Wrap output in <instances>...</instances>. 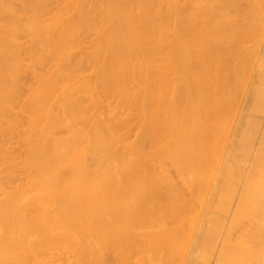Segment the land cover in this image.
I'll list each match as a JSON object with an SVG mask.
<instances>
[{
  "label": "bare ground",
  "instance_id": "obj_1",
  "mask_svg": "<svg viewBox=\"0 0 264 264\" xmlns=\"http://www.w3.org/2000/svg\"><path fill=\"white\" fill-rule=\"evenodd\" d=\"M183 1L187 2L188 0L187 1L183 0ZM191 1L192 2L194 1V3L198 2V1L195 2V0H191ZM242 1H243V3H245V6H246V5H249V3H250L249 1H251V0H242ZM242 1L239 0L240 4ZM254 1L255 0H252L250 5H252V3ZM58 2H59V0H0V18H2V20H3V18L4 19L11 18L13 20L12 23L9 22L10 26L8 27V30H6V32L3 31L4 29L0 27V134H2L3 133L2 131H4V129H3L4 127L2 124H5V123H3V122L5 121V119H7L6 122L8 120L10 121V119H8L7 117H9L10 115H12V113H14L13 109L15 108V104H17L16 99L18 97V94L21 92V90H19V87H20V89L22 88L21 87L22 85L20 86L21 83H19L22 81V80L19 81L22 78L20 76L21 75V73H20L21 69H19V68H20V65L23 64L22 62L24 61L23 59L22 60L20 59L21 58L20 56L22 54L20 52L22 45H20V47H19L18 44L15 43V42H17L16 40L20 36H22V33L19 34L20 30H22V29L24 30L23 36L25 35L24 38L27 37L26 38L27 40L37 41L38 46H40L39 49L44 51V53H46V56L49 57L52 61H54L57 64V66H58L57 67V69H58L57 73L58 74L55 75L54 72H53V74L55 76H58V77H55L56 79H54L53 81L56 82L57 79L61 80V81L62 80L69 81V79H70V81H71V80L76 79L78 74L80 73L78 71H75V70H77V68L75 69V66L77 64L76 60L72 59V56L70 57L68 52L70 51V53H71L72 48L75 49L77 47V45H79V42L81 40L80 36L83 39V36H82L83 33H87L89 30H91V27L94 24L95 25H99V24H96L98 21L97 22L95 21V18H94L95 16L93 17L92 15H90V14H93V12L90 14L88 13L89 10L86 7L89 8L90 5H88L89 2L87 0H74L73 6H75V14L73 13V15H72L73 17L70 16L71 18L68 17L69 19H66V20L63 19L65 21H63L62 23L58 22V20H59L58 19L57 21H55L56 22L55 23V30L56 31L54 30V27H52L53 31L52 30L49 31V29L51 27L47 26V27H50L49 29H47L44 26L45 23L47 22V20L49 19V18H45V15L43 16V13H45L46 11L43 12L42 15H40V16L44 17V19H47L46 22L44 21L43 18L39 17L38 15L42 9H44V8L46 9L47 5H50L53 3H58ZM178 2H180V1L179 0H104L103 3H105L104 4L105 6L102 9L103 12H101V14L102 13L103 14L101 16H102V19L105 21L104 23H106L108 21L109 27H108V30H105V31L103 30L104 32L102 33L101 37L98 35L97 36L95 35L96 37L94 36L95 38H98V39L100 37L101 40H100L99 44H97L96 48L94 47L95 49H94L93 53L90 54L89 58L86 57L89 59V61L87 59L86 60H87L88 64L92 62L93 64L91 63L92 64L91 66H93V67L96 66V69H99L100 74L98 75V72H97V75L101 76L100 77L101 80L97 76V80H100V82H101V83L98 82L99 86L102 85L103 88L104 87H106L105 89L108 88L107 90H110L109 92L112 93V91H111L112 88L118 89V88H121L123 86L126 77L130 76L131 79L133 78L134 80H137L135 82H136V84L139 85L138 79H141V80L144 79L145 80L147 78V74L149 76L148 78H150L151 72L156 71L157 67L155 68V70H153L154 68L153 69L150 68V69H152L150 74L144 73V75H143L142 64H139V66H138L136 63H134L135 62L134 60L141 59L140 58L141 56H142V58H143V56L145 58L147 55H150V56L146 57V59H148L150 57L148 59V61L146 59L145 60L141 59L142 60L141 62L138 60L140 63H144L143 62V60H144L145 63L147 64V66H149L150 65L149 63H151V62H149V60L151 61V59H152L151 56H155V54L157 53L156 52L157 49L156 50L155 49L154 50L147 49V48L143 49L140 46V44H142V40L145 39V37L147 38V36L149 37L152 35L155 37L156 40H158L157 42L160 43L159 40H161V39L164 42L163 38L165 36H167V34H165V33H168L169 35H171L172 33L174 34V38L172 37V35L170 36V37H172V39L169 41H171L172 43L169 45V47H167V49L165 48L166 47L165 45H164L165 47H162L161 44L163 42L160 45H158V43L156 41H154V39H151L150 41L148 40L146 46L148 48H155V46H157L158 47L157 51H159V49H161V48H165L166 50L165 49L164 50L162 49V50L168 52V53H166L167 57H168L169 53L171 54L170 56H172L173 58L170 57L169 59L172 58L171 60L174 61V64L176 63L175 64L176 69L173 68L174 69V71H173L172 67L171 68L169 67V69L167 68V71H169V73H172L175 75L178 72V74H177L178 77L177 76L174 77V78H176V80H174L172 78L174 80V81L173 80L172 81L173 82L176 81L175 84H177L179 81V83L183 86V87H180V85H179V87L177 86V88H176L178 91L180 89H182V90H180L181 92L179 93V95L182 96L185 93V92H183L185 89L188 91L189 95L186 98V105L185 104L181 105V103H180L181 100L178 101L179 99H177L178 93L176 92V90H175L176 93L174 91H172V93H171L167 89L170 87V85L167 83L169 81H166L167 76H166V79L163 78L164 81H162L163 79L161 81L159 80L160 83L162 82V84H163V85H160L158 94L160 93V91L162 92V90H163V97H164L163 102H165V106L163 108H166L164 111V114H166L165 115L166 117L164 118L165 119L164 120L162 117V116H164V114H162L163 112L162 113L160 112L162 114V116H161L158 108H156L159 105L158 99H160V98H158V97H160V96H158V94L157 95L155 94V96H154L155 98H154L153 95H151L150 92L148 93L146 90L145 91L147 93H144L142 91V92H140L141 94H139V92H138L139 96L145 94V96L147 95L146 99L149 96V98H151L152 101H155L154 103L152 102L153 105L155 103H157L156 105L153 106V108L155 107L154 109L149 107V110L146 109V108H148L146 106V104L144 105V107L147 111H150L152 109L150 112H155L154 114L150 113L149 116L154 117V116H152V114H153V115H156V121H157V119L159 120V117H161L164 121L163 122L161 120L163 124L160 122V126H158L159 121L156 122L152 118L154 120V122L157 123V124H152L153 125V128H152V125L149 124L148 122H151L153 120L152 119L149 120L150 119V117H149L148 122L145 125L148 126V129H149V126L151 125L150 128H152L154 130H155L156 126H158L159 132L164 131L162 133V135L165 133L163 136L168 135V139L166 138V140H164L165 137H163L161 135V133H160V136L158 135L159 136V138H158V136H156V134H158V133L153 135V132H155V131H153L152 129H149L150 131H148V129H147L148 132L146 131V134L149 133L147 137H150L152 135V136H155L159 139V141H157L158 145L155 142L156 145H154V147L155 148L157 146L160 147V148L159 147L156 148V150H155V148L152 146V148H154L153 149L154 152L157 150L158 151H157L156 155L154 152H149L150 153L149 155L151 156V154L154 153L151 157L153 158V156H155L153 159L154 160L156 159V162L161 161L160 165L162 162L165 163L166 161L174 162L178 167V170L176 169L177 174H179L180 176H186V177L190 178V184L195 186V191H197V192H202L203 186L200 183L203 180V177H202L203 174L202 173H204V170L206 169V172H207V170L209 169L208 173H209V171L212 172L213 169L216 170L215 179L213 178L215 185L212 187V189H209V196H210L209 197L210 198L209 204H210L211 210L213 211V212L212 211L211 212L214 213L213 214L214 216L211 217L212 216L211 212L208 210L210 212L209 215L211 217V220L210 219L209 220H210V222L211 221L212 222L210 224H206V225H210V227L205 229V227H204L205 225L202 223L203 219L202 218H201L202 220L200 219L201 214L199 213L200 215L199 214L196 215V218H197V216H200V217H198L199 219L197 218L198 222L195 221V222H197L196 223L197 225H195V227H194V223H193L192 224L193 227L191 226V229L189 228L190 231H186V235L183 232L182 236L177 240V242L173 243L174 241L173 242L171 241L172 240L171 239L172 238L171 232L163 230L164 225L162 224L161 221H159V219L161 218L159 215H161V214L157 213L158 210L154 211L153 209H151L150 211L148 210L149 213L148 212L142 213V210H141L142 205L136 204L140 201H141L140 204H142L144 202V205H145L144 207H145V210L147 211L148 208H146V206L149 207L148 204H151V202H153V201L157 203V200H153L154 198L153 197L150 198L148 194H147V196H145L144 192L146 191V188L148 186H151L152 184H156L158 182H159L158 185L165 184L166 186L163 185V186H165V188H167V185L169 186L170 184L172 186L173 182L171 183L172 179L170 178V175H168L167 178L163 179V177L158 173V171L156 169L153 170V168H152L149 170L150 167L148 166V163L147 164L144 163L145 166L143 167L141 165V162H144V161H143V159L140 158L142 161L140 160L141 162H138V163L142 167L137 166L138 164L136 165L135 163H133V165L134 164L136 165V166H132V169L134 168L133 169L134 171L132 169H131L132 170L131 171L129 169V167L127 166V169L124 168L125 170H124V172H122L120 174V176H119V174L117 176L116 175L112 176V172H113L112 170L115 168L116 164L111 165V163H110L109 166L111 167V169H112L111 170L107 166V164L109 163L110 160L109 161L107 160L108 163L105 161L106 157H108V159L110 158L108 155L110 152V146H109V143L106 142V140H108V138H109V137L106 138L107 135L109 134V132H107L108 134H106V132L103 131V129H104L103 127H102V129L99 128V125H102L104 123L103 121L105 119L103 118L102 124H99L100 121L98 122V124H95V125H98V128H96V126H95V128H94L95 131L92 132L91 138H90V134H89L90 139L88 138V136H86L87 137V139H86L83 136V134H81L82 132L78 133L80 131L78 130V132H77V129L75 128L76 125H75V127L74 126L72 127L71 126L72 123L70 124V121L75 122V119L77 120L78 117H80V116H81L79 118L80 121L82 119L84 120V122L86 120L88 121V118L91 119V115H88L91 113V111L87 112V115H85V112H82V115H81L82 109L80 110L79 103L81 102V104H82V100L79 99V95H77V99H79V100L69 98V95L71 94L70 96H72V93H73L72 91H74V93H76V91L81 90L84 87L83 91L86 89L85 91L88 92V94L90 93L93 96V95H95V93L93 94L91 92H93L94 90L87 88L86 87L87 83H85V82H84L85 85H84V83L81 84L82 80L80 82L81 85L79 84L80 86H78V84L76 83L75 86H78L77 90L75 89L76 90L75 91L74 88L71 89L70 91L72 93L69 91L70 94L67 95L68 97H65L67 99H65V101H62L63 103L61 105L63 108V115H60L61 117H59V115H57L58 117H54V114L51 113L52 111L51 112L49 111V109H48L49 107H45V106L47 104L46 102H49L52 99L51 98L49 100L50 95L47 92H49V90L51 89L50 90L51 92H49V93H51V96H53L55 93V91H54V93H52L53 87H55L54 86L55 82L51 81V82H53L52 83L53 87H51L52 86L51 83L49 84L50 81H44L43 83H39V84H42V85H40L41 89L38 90L39 92H35L34 95L31 94L33 97L30 96V98H32V99H30V98L28 99L26 97L29 100L28 106L30 105L29 103L31 100V105L28 109H30V108L32 110L35 109V111H34L35 114L33 112L34 118L30 122L29 126L28 127L26 126L27 127L25 130L26 133L24 134V136H26V137L24 138V136H23V139L25 140V142L28 146V149H29L28 150L29 152L27 155V160L25 162V165H27L29 167L28 170L31 174V175L28 174L29 175V179H28L29 184L27 187L25 186L22 191H20L22 189L21 188L17 192H16L17 189H15V193H12V192L9 193L7 190L8 193L4 192L3 193L4 195L0 194V195L4 196L0 200V264H29V263L30 264H44V263L55 264L56 263L55 259L52 260V258L57 257V255L54 256L56 251L58 252V248L56 246H58V247L64 246L67 249L69 246H70V248H72L71 246H73L74 243L77 246L79 245L78 247L84 246L83 250H81L82 249L81 248V249L77 250V252L74 254V257L76 258L75 264L76 263L79 264V262L81 264H102L103 259L109 255V253L107 255L105 252H103L106 250H110L109 252L113 253L111 255H114V256H112L115 259V260L113 259L114 262H116L117 264H127L129 262V259H130L129 256L130 255L127 256L126 252L128 254V251H131V252L133 251L132 249H136V251L138 250V248H136V244L139 245L141 243V242H138L140 237L145 236L143 234H140V232L142 231L143 228H147L144 226H149L152 228V230L158 229V231H154L151 233L149 232V234L145 236L146 238H142L143 243L145 242L144 243L145 248L147 249L146 254L142 253V258L144 260H141L140 263H143V264H147V263H150V264H264V236H263L264 231L263 232L259 231V229H255L254 228L255 226H254L253 227L254 229L251 228V230L253 229V231L249 230V231L245 232L244 234H242V239H240V241H234L235 238L233 235L234 229H235V227H236V225L240 219L248 218L252 222H255V221L258 222V220L260 221V218H262V217L264 218V178L262 179V177H261L262 174L260 175L261 168L257 169V167H258V166H256L257 162H255L257 155L263 154L262 157H264V148H261V149L258 148L257 150H255L256 149L255 148L256 147L255 146V140L257 137L256 133L258 131L259 132L261 131V130H259L260 129L259 126L257 127V125H259V123H260V120H258L259 121V123H258V121L255 119L256 116H258V115H256V113H255V118H253V119L257 121V124H256L254 122V120H250V119L248 120L246 118L247 117L246 115L244 116L242 113L239 112V110H236L237 107H240L237 105L238 103L236 104V99L238 98V95H240V93H243V96H241V97H243L244 100L246 99V103L251 106L250 109H248V113L250 112L252 115L253 111L259 112V113L262 111V108L264 107V75H263L264 71L262 72L263 74L261 73L260 83L258 84L257 87H255L253 89L252 87H249V85L244 86L243 85L244 81L241 82L240 79H243L244 76L247 74L246 72L249 70V64H248L249 61H247V60H249V58H251L250 56H252V54H250V53L252 52V50L250 53L247 51L248 54H250V55L246 54L245 57L243 55L238 57V58H236L235 56H231V57H233V60H234V58L237 59V60H235L236 63L238 62L236 64L238 67L236 66L237 68L235 69V71L233 70L235 72L234 77H236L237 80L239 79L238 82L240 81V83L237 84L238 86L237 85L232 86V87H230V89L228 88L229 90H227V88H224V90L226 89L225 90L226 92H222L223 89L218 87L221 91V93H220V91H219V94L217 93L219 98L215 97V96H217L216 95L217 91L215 92V89L214 90L212 89V87L215 86L214 83H213L214 85H212V87H211V84L208 85L210 88H208V86H206L205 88H207L208 90L205 91V88H203V85L197 84L195 81V80H199V78L196 77L197 76L196 71L197 70L200 71L201 68L199 69L196 65L194 66L195 63L193 61H192L193 65L191 64L192 62H189L190 64L188 63L187 55L181 51V47L183 44L179 40H176L178 35L183 34L185 32L186 27H187V25L185 26L183 24V21H181V19H179L177 17L178 19L175 20V17H173L174 15H178L179 12H181V11L178 12L179 7L177 8V4L181 3V2L180 3H178ZM184 2L181 3V6L182 5L184 6ZM192 2H189V4L190 3L194 4ZM210 2H212V0L211 1L210 0H201L199 2L200 4L199 3L196 4V5L199 4L201 6L200 9L203 8L201 10L205 11L204 12V13H206L204 15L205 17L203 16V13H202V16L205 19L208 18L206 20L207 21L206 25L208 26V28H206L204 26V28H205L204 29L202 22H201V28H203L205 30V32L201 29V30H198L200 32L199 33L196 28L194 29V25L190 23L191 19H189L190 21L187 23L190 24L191 26L193 25L192 26L193 28L187 27L188 28L186 30L187 34L184 33L183 35L186 34V36H189V34H190V36L187 38L194 37L193 39L196 40V41L194 40L196 43L199 41V43H198L199 45H204L203 43L205 41L203 42V40H205L207 37V36H205V34L206 35L209 33L214 34L212 36L210 34H209L210 36L208 35V38H210V37L213 38V36H214V38L212 39L213 41H210L208 39L209 41H207L205 43L208 47L207 51L214 54L215 57L212 58V56H210L209 53H208L209 55L206 54V56H209L211 58L210 62L212 59H214V61L212 60L211 63H213V62L219 63V61H221V58H222L221 55H223V58H224L223 62H225L224 56H226L225 55L226 52H228L231 48L230 45H227V43H228L227 41L230 39H227V41H226L227 43L225 44V43H222L223 41L221 42L222 38H220L218 41L217 37H215V36L224 37V36H227L231 33V36H233V38H231V39H234V36L238 33L237 38L240 39V36L242 34H244V32H246L245 35L248 34L246 37H248L250 35L248 37L249 39H251L253 37L252 39L256 40V38L259 37L260 34L257 35L256 33L254 34V32H256L257 28L260 29L261 26L264 27V23H263L264 21L259 20L262 17H263L262 19H264V0H260L258 2L255 1L256 5L254 7L246 6L248 9L246 8L245 11L249 10V8H251V9L246 12L247 15H246V18H244V19L248 20L250 23L245 25V22H243L244 24H242V22H241L240 23L241 25H240V27H238V29H236V26H238L236 24H238V22L235 24L233 23L235 18H236L235 22L239 18V17H236V14H238V13L234 14L235 17H233L234 18L233 21H230L229 19H231V17L229 18L230 15L228 16V13H230L231 11L227 13V16L229 18L228 19L224 16L226 14L223 15L222 8H221L223 5V7H225V9H223V10L224 11L226 10L225 12H227L228 9L233 10L234 9L233 6L235 3H237V0H224L223 4H220V5H218L217 2H215L217 4H215L213 2L216 5V7H213L212 6L213 4L211 3L212 4L211 5ZM12 3L20 4V6L22 7V11L25 14L29 15L27 21H26V19L24 20V21H26V23L22 26L23 28H21L20 24L15 22L17 20V19L15 20V16H14L15 12L12 10L13 8H9ZM91 4H93V3H91ZM84 5H86V6H84ZM13 6H14V4H13ZM95 6H96V4H95ZM186 6H188V4ZM217 6L218 7L220 6V7L217 8ZM226 6L232 7L233 9L227 8ZM6 7H8V9H5ZM84 7L86 8V10L83 9ZM90 7L93 8V5H91ZM196 7L199 8L198 6H196ZM238 7L240 9V5ZM238 7H236V5H235V8H238ZM195 8H194V10H195ZM241 8H242V5H241ZM94 9H95V7H94ZM134 9H136V11ZM200 9H196L197 11H194L195 16L191 17V18L194 19V18L198 17L197 14H199V13H196V12H198V10L201 11ZM180 10H182V7L180 8ZM183 10H186V9L183 8ZM95 11H96V9H95ZM151 11H155V12H151ZM203 11H201V12H203ZM245 11L243 13H245ZM187 12L188 13L190 12L189 9ZM192 12L193 11H191V14H192ZM47 13L50 14L49 12H47ZM232 13H233V11H232ZM239 15H240V12H239ZM181 16H182V14H181ZM202 16H201V18H202ZM46 17H47V14H46ZM183 17H187V16L183 15ZM171 18H173L175 20V21L173 20L174 22L171 21L172 24H175V25L172 29L170 28L171 29V31H170L169 30V23H170L169 19H171ZM96 19L100 21V19H98L97 17H96ZM217 19L218 20L220 19L221 21L219 20L220 22H216ZM49 20H51V18ZM103 20H101V21H103ZM238 20H240V19H238ZM202 21H203V23L206 22L205 20H202ZM260 21H262V23ZM100 23H103V22H100ZM96 28H97V26L95 27V29ZM87 29H88V31H86ZM192 29L195 31H193ZM262 29H264V28H262ZM168 30L170 31L171 34L169 33ZM206 30L207 31L209 30L208 33H206ZM59 31H60V33H59ZM98 31H99V29H98ZM190 31L193 32V35H191ZM51 32L54 34H56L55 32H58L56 34L57 37L54 36ZM91 32L93 33L94 31H91ZM202 32H203V34H202ZM234 32H235V34L233 35ZM261 32H262V30L260 31V33ZM95 33H96V31H95ZM98 33H101V31ZM239 33H240V35H239ZM249 33H252V35L254 34V36L257 35V37H254ZM200 34H202L201 37H199ZM169 35L167 37H169ZM161 36H162V38L159 39V37H161ZM195 36H196V38H195ZM261 36H262V34H261ZM175 37H176V39H175ZM180 37H182V40H183V36H180ZM244 37L245 36H243V37L241 36L242 40L241 39L240 40L242 42L240 40H239V42H237L238 40H237V38H235L234 41L237 40L235 43L236 44L240 43L241 46H243V43H245V42H243ZM91 38H92V36H91ZM147 39H150V37ZM224 39H226V38H224ZM249 39H247V40H249ZM166 40L167 39L165 38V42H166ZM244 40H246V39H244ZM231 41L232 40H230V42ZM234 41H232L231 43L229 42L228 44H235V43H233ZM200 42L202 44H200ZM256 42H258V41L256 40ZM96 43H98V42H95V44ZM247 44H248V42L246 43V45H244V47L247 46ZM237 45H239V44H237ZM249 45H250V43H249ZM252 45H254V44H252ZM259 45H260V42H259ZM258 46L257 45L255 46V47H257V49L253 47L255 52L258 50ZM202 47H204V46H202ZM80 48H82V47H80ZM239 48H240V46H239ZM242 48L243 47H241V50H243ZM88 50H91V49H88ZM150 50L152 52V55H151ZM202 50H203V48H202ZM248 50H250V49H248ZM153 51L155 52L154 54H153ZM194 51L195 50H193L192 52H194ZM200 51H201V49H200ZM254 51L252 53H254ZM87 52L90 53L91 51H87ZM87 52H85V56H86ZM202 52H204V50ZM159 53H161V51H159ZM194 53L196 55L197 52H194ZM231 54H233V53H231ZM39 55L34 56V54H32L31 56L29 55L27 58L28 59L31 58V60H33L34 63L36 62L35 64H38L41 62V60H40L41 57ZM91 55H92V57H91ZM197 55H199V53ZM230 55H228L229 58H230ZM76 56H77V54H76ZM196 56H194V57H196ZM228 56H226V57H228ZM255 57H253V58H255ZM73 58H75V57H73ZM83 58H85V57H83ZM196 58H201V56L196 57ZM156 59H153L154 61H152V62H155V64L157 61ZM226 61H228V60L226 59ZM54 62L52 63V65L54 64ZM45 64H46V62H45ZM155 64L153 66H155ZM80 65H81V63H80ZM53 66H55V65H53ZM150 66H152V63ZM192 66L196 67L195 68L196 70H194V67L192 68ZM214 67L216 68V65H214ZM50 68H53V67L50 66ZM55 68H56V66H55ZM203 69L200 71L201 74L203 76H206V75L209 76L208 73L210 71L207 69H204V70ZM222 70H224V69H222ZM222 70H220V72H219L220 75H221ZM194 71H195V73H194ZM157 72L159 73V71H157ZM162 72L164 73L165 71H162ZM200 72H198V74ZM202 72H207V73L205 75V73H202ZM216 72H218V71H216ZM85 73H86V71H85ZM44 74L45 73H43V75ZM53 74H50V75H53ZM154 74L155 73H153V76H154ZM212 74H213V72L210 73V76ZM248 74H249V72H248ZM156 75H158V74H156ZM109 76L110 77L113 76V77H111V79H109ZM168 76H169V74H168ZM212 76H213L212 81L213 80L215 81L214 78L217 79V77H215V76H218V75L213 74ZM72 77H75V78H72ZM130 77H128V78H130ZM194 77H196L197 79L196 78L194 79ZM87 78H88V76L86 77V79ZM208 78L211 79V77H208ZM220 78L221 77H218L219 80L222 79V78L221 79ZM66 79H68V80H66ZM151 79L153 80V77ZM141 80H139V82H141ZM152 80L149 79L150 83L147 80L146 81L148 83H146L145 81H144V83L148 84L147 86H149L150 84H152V82H151ZM94 81H95V79H94ZM39 82H41V81H39ZM76 82H77V79H76ZM90 82H91V80H90ZM144 83H143V85H144ZM205 83H207V81ZM221 83H222V80L219 84H221ZM94 84H95V82H94ZM146 84H145V86H146ZM167 84L169 85V87ZM43 85H44V87H43ZM166 85H167V88H166ZM75 86H73V87H75ZM164 86H165V88H164ZM239 86H241V87H239ZM42 87L44 88V90L42 89ZM45 87L48 88V90L45 89ZM56 88H55V90H56ZM65 88H66V86H65ZM92 88H93V86H92ZM109 88H111V89H109ZM161 88H162V90H160ZM214 88H216V87H214ZM87 89H90L91 92H89V90H87ZM149 89H150V87H149ZM209 89L212 90V92H210ZM41 90H43V91H41ZM45 90H46V92H45ZM83 91L81 93H83ZM95 91L97 92L96 89H95ZM124 92H123L124 96L122 94H120L121 97H119V95H117L118 96L117 98L119 99V98H122V96H123V99H124V97H126V95H127V97H126L127 100H131L133 97H134L133 100H135L136 98L140 99V98L136 97L135 95L132 97V93L130 94V97H131L130 98L129 95L127 93H124ZM133 92H134V90H133ZM207 92L209 93L210 96L208 95ZM99 93L100 92H98V94ZM156 93H157V90H156ZM173 93H175V95ZM200 93L202 94L201 95L202 98L201 97L197 98L198 100L200 98L201 99L199 101L197 100V102H196L195 98H196V96L198 97V95L200 96ZM212 93L214 95H212ZM76 94H80V93H76ZM76 94H74V95H76ZM88 94L86 93V96L82 94L83 96H85L84 98H86V101H88L90 98H92V96L91 97L89 96L90 98H88L87 97ZM101 94H103V93H101ZM107 94H108V92H107ZM107 94H106V96H107ZM138 94H137V96H138ZM168 94H169V96H172V94H173V96H176L177 98L174 97L173 99H171V97H170V98H168L171 100L170 101L167 99ZM165 95H166V100H168V101L165 100ZM203 95H205L204 96L205 98H203ZM106 96L104 98V96L102 95V97L105 100H106ZM145 96H141V97L144 99ZM214 97H215V99H213ZM241 97H240V99H242ZM61 98H63V97H61ZM110 98H112V97H110ZM123 99L122 100L119 99V100L123 101ZM153 99H156V100H153ZM212 99H213V101H212ZM91 100H93V99H90L89 101H91ZM140 100H138V101L140 102ZM244 100H242V101H244ZM86 101H84V102H86ZM131 101H128V102H131ZM156 101H158V102H156ZM172 101H174V103H172ZM175 101H177V102H175ZM216 101L217 102L220 101V103L219 102L217 103ZM221 101L224 103V105H222L223 103H221ZM242 101H240V103ZM215 102L217 104H219L220 106H218ZM237 102H239V101H237ZM92 103H94V104L92 105ZM225 103H227V104H225ZM137 104H138V102H137ZM208 104H209V106H208ZM25 105H26V103H25ZM83 105H85V104H83ZM97 105H99V104H97ZM97 105H96L95 101L93 100L92 102H89L88 106H85V108H87V107L93 108L94 106L98 107ZM111 105H113V107H114V104L111 103ZM140 105H142V102L140 103ZM140 105H139V107H138V105H136L135 107H138V110H139V108H141ZM163 105H164V103H163ZM212 105H215L216 109H217V107L218 108L220 107L221 110L218 109L219 111H217V112H216V110L214 111L215 108H213ZM221 105H222V107L226 106V105L227 106L225 107V109H222ZM181 106H183V107H181ZM185 106L187 109H185L184 114H183V110H184ZM110 107H112V106H110ZM180 107L183 109V110H181L182 111L181 117L179 114L180 113ZM211 107H212V109H210ZM241 107H242V104H241ZM241 107H240V109H241ZM103 108H102V110H103ZM121 108L123 109V105ZM59 109H61V107ZM129 109H130V107H129ZM156 109L158 112L156 111ZM209 109L211 110L210 112H209ZM141 110H143V109H141ZM141 110H140V112H141ZM207 110H208V112H207ZM251 110H252V112H251ZM147 111H146V113H147ZM83 113L85 116H83ZM143 113H145V112L143 111ZM91 114H94V113H91ZM220 114H223V115L225 114L226 115L225 119H227L226 117H228V119H230V120L227 119L223 123H221V121L219 120L218 122H220V123H218V122L215 123V121L213 120L214 117L216 116V119H217V118H219L218 116H222ZM95 115L97 116V114H95ZM112 115L113 114H111V116ZM82 116H83V118H82ZM87 116H89V117H87ZM13 117H14V114H13ZM85 117H87V119H85ZM122 117L125 118L126 116H122ZM211 117H213V118H211ZM251 117H253V116H251ZM258 117H260V115ZM23 118H21V119H23ZM93 119H95V122H96V118L94 117ZM200 119L202 121L201 122L202 126L201 125L197 126ZM211 119L213 120L214 123H212ZM222 119H224V117H222ZM77 121H79V120H77ZM114 121H113V123H114ZM119 121H121V120H119ZM196 121H197V123H196ZM89 122H91V121H89ZM63 123H64V125H63V127H61ZM68 123L70 124V128L68 127L69 126ZM92 123H94L93 120H92L91 124ZM193 123L195 125H193ZM262 124H263V122H262ZM22 125H23V123H22ZM260 125H261V123H260ZM263 125L261 126L262 128H263ZM13 126H14V124H13ZM92 126L94 127V124H92ZM120 127L122 128V126H120ZM141 127H142L141 129L143 131H145L144 127L143 126H141ZM257 128H259V129L257 130ZM83 129L84 128H82L81 130H83ZM86 129H87V127H86ZM97 129H99V130H97ZM108 129L106 128V131H110ZM143 131H141V132H143ZM65 132H66V135H65L66 138L60 139L62 134L64 135ZM120 132H123V131H120ZM262 132L264 133V130ZM4 133H5V131H4ZM60 133H62L61 136H60ZM123 133H125V132H123ZM263 133L261 134V136L263 135L262 138H261V136L259 138V140H260L259 144L261 146L264 145V134ZM56 134H58V135H56ZM118 134L122 135L121 133H117V137L118 136L120 137V135H118ZM225 134H226V136L229 135V137L230 136L234 137L235 135L238 134L239 138L237 139L236 144L240 148V151L241 150L249 151L252 148H254V150H255V151L253 150L254 152L252 151L253 152V155L251 154L252 158L250 157L251 161H250L249 169L243 168L244 165L242 166L243 173H241L242 169H240V168H239L240 170L236 169L240 166L239 164L241 163V161L239 162V160L236 159L235 155L236 154L239 155L240 151H237L239 153H235V155L233 154L234 152L232 151L233 153L229 152V153H227V156H224V155L218 156V149L220 151L222 148H220V146H213V144H215V140H213V139H215L217 137V138H219V140L216 143L221 142L223 140L221 135H225ZM31 135H35V136H32L35 138H32ZM58 136H60V137H58ZM152 136H151V138L154 139V137H152ZM169 136H170V138H169ZM151 138H150V140H152ZM161 138H163V139H161ZM14 139H15V137H14ZM23 139H22V141H23ZM120 139L122 140V138H120ZM220 139H221V141H220ZM228 139H230V138H228ZM19 140H21V138H19ZM155 140H157V139H155ZM211 140H213L214 142ZM152 141H150L149 143L154 144V141L153 142ZM121 142L119 141V143H121ZM144 142H147V141H144ZM110 144L113 145V143H110ZM142 144H145V143H142ZM223 144L221 143L220 145H223ZM229 144H230V142H229ZM120 145L121 144H119L118 146L121 148L122 145L121 146ZM210 146H212V147H210ZM119 147L117 149L118 154H119V151H118ZM142 147H145V146L142 145ZM115 148H117V146ZM134 149H136V147ZM120 150H122V149H120ZM133 150L130 151V153L134 152ZM139 150H141V149H139ZM143 150H144V148H143ZM144 152H145V154H147V156H149L147 150H144ZM144 152L143 153L138 152V153H141L138 155L143 156ZM249 153H251V151H249ZM2 154H3V152H2ZM97 154L103 155L102 157L99 156L101 159L97 160L99 158V157H96V156H98ZM133 154H135V152ZM138 155L135 154L134 156L137 158ZM119 156H124V152L122 155L119 154ZM150 156L148 157L149 159L151 158ZM90 157L93 159L97 158L96 160H94L97 163L96 166L98 167V169L99 168H101V170L103 169V171H100V169L99 170H97V169L93 170V168H89V166H87L86 162H87L88 158H89L88 160H91ZM135 157L133 158L134 160H135ZM19 158L21 159V157H19ZM152 158H151V160L153 161ZM120 159L124 160V158H121V157H120ZM131 159L129 158V161ZM228 160H229V162H228ZM94 161H93V163H94ZM18 163L19 162H17V164ZM112 164H113V162H112ZM168 164H169V162H168ZM169 165L166 164V166H169ZM262 165H263V163H262ZM139 167L141 168L140 170H138ZM172 167H173V165H172ZM105 168H107V169H105ZM142 168L144 169V171ZM164 169H166V168H164ZM210 169H212V170H210ZM244 169H245V172H244ZM151 170H153V171L156 170L157 173H155L153 175V173H152L153 171H151ZM257 170H259V172H260V173L258 172L259 175L257 174ZM137 171H138V173L143 171L140 173V175H142V173H143V175L148 176V174L146 173V172H148L149 174L152 173V176L151 175L148 177L146 176L147 178H150V180H147L146 177L142 178V179H144V180H142L141 178H139L140 176L138 177L136 175L138 178L135 179L136 176H133L134 177L133 178L132 173L136 172V174H138ZM5 173H7V171ZM208 173H207V175H208ZM15 175H17V174H15ZM209 175H212L214 177V172L212 174L210 173ZM129 176H131L132 179L135 180V181L133 180L134 181V183L132 182L133 184H130L132 186H129V188H128L132 192H130L126 186H125L126 188H124V187H121V184H119L120 183L119 181H121L122 179L124 181L129 180L130 179ZM164 177H166V176H164ZM209 177L211 178V176H209ZM209 177L208 178L206 177L207 180L209 179ZM177 178H179V177H177ZM125 179H127V180H125ZM145 179L148 181V183ZM162 179H163V181H162ZM24 180H25V178H24ZM159 180L161 181V183ZM139 181H142V183L145 182L147 185L148 184H150V185L147 186L144 183L142 184ZM130 182H131V179H130ZM137 182H139V183H137ZM13 184H15V183L13 182ZM128 185H129V183H128ZM206 185H207L206 187L209 188V185L207 183H206ZM4 186H6V185H4ZM122 186H124V185H122ZM21 187H23V185ZM161 187L162 186L160 185V189L162 190L163 187L162 188ZM206 187H204V191H205ZM148 188L150 189V187H148ZM148 188H147V190L149 191ZM167 189H164V190L170 192V190H167ZM127 190L130 192L129 194H131V193L133 194V195L131 194L133 196V197L131 196L133 199L135 197L134 202H133L135 204L134 206L126 205L125 202L127 200H123L124 199L123 196L127 193ZM184 190H185V188H184ZM204 191L202 193L205 194ZM142 193L144 194V196L146 198L143 196ZM159 193H160V191H159ZM159 193L157 192V194H156L158 199L163 200V198L169 197V198H171L170 200H173L172 199V196H173L172 192H170V194L172 193L171 194L172 196H168L169 194H166V193H165L166 196L163 193H161V194H159ZM198 194H200V193H198ZM135 195H139L141 197L140 198L141 200L139 199V196L137 197ZM147 197H149V198H147ZM147 199H149V200H147ZM135 200H136V202H135ZM142 200H144V201L142 202ZM119 201H122L123 205L121 204V202L119 203ZM160 201H158V202H160ZM181 201H182V199H181ZM174 203L176 205L175 201H174ZM197 204H198V202H197ZM26 206L32 208L31 210L29 209L31 211V213H30V211L28 212V210L25 208ZM53 207H56V208H53ZM144 207H143V210H144ZM24 208L26 209V211ZM50 208H51V211L49 210ZM154 208H156V207H154ZM192 208L194 209V207H192ZM198 208H200V206ZM186 210H188V209H186ZM33 211H34V213H32ZM189 211H193V210L190 209ZM27 212H28V215H26ZM152 213H154V214H152ZM201 213H202V210H201ZM107 214L111 215L113 220H112V222L109 220L110 222L108 221L109 222L108 224L103 225L105 223V222H103V221H105L104 216ZM204 214H203V216H204ZM169 215L171 217V213ZM209 215H206V217ZM167 216H164L165 220H164V218H162L161 220L166 221V219L168 218ZM183 216H184V213H183ZM156 217H158L159 219H157ZM206 217H204V220ZM170 220H171V218H170ZM180 220H182V219H180ZM209 220H207L206 222H208ZM257 222H255V223H257ZM169 224H170V222H169ZM217 224H218V226H217ZM219 224H220V226H219ZM257 224H254V225H257ZM100 225L104 226L103 229H100L101 228ZM189 225H191V224H188V226ZM258 225H260V224H258ZM183 228L185 230H187L186 226ZM174 236H176V235H174ZM177 238H178V236H177ZM185 243H187L185 246V249L187 246H189L188 247L189 250H187V251L185 250L186 252L184 251V254H182L179 252L178 248H179V246H181ZM55 247L57 248V250H55ZM73 248H75V247L73 246ZM140 248H139V250H140ZM76 249H78V248H76ZM76 249L74 250V252L76 251ZM67 250H69V248ZM53 251H55V253ZM69 252H71V251H69ZM135 252H132V254ZM139 254H141V253H139ZM149 254H151L153 256V259H152V256L151 257L149 256ZM105 255H107V256H105ZM135 255L137 256L136 259H138V256L141 257L140 255H137V254H135ZM47 257H49V258H47ZM74 257H73V259H74ZM142 258H140V259H142ZM41 259H43V260H41ZM105 259H107V258H105ZM42 261H44V262H42ZM57 261L59 262V260H57ZM61 264H63V263H61Z\"/></svg>",
  "mask_w": 264,
  "mask_h": 264
},
{
  "label": "rangeland",
  "instance_id": "obj_2",
  "mask_svg": "<svg viewBox=\"0 0 264 264\" xmlns=\"http://www.w3.org/2000/svg\"><path fill=\"white\" fill-rule=\"evenodd\" d=\"M88 2V5H93V8L92 7H90L89 6V8L88 7H86L88 10H89V14L90 13H92L93 12V14H90V15H92L94 18H95V21L97 22L96 24H99V25H93L92 27H91V30H89L88 31V29L86 30V31H88L87 33H83L82 34V36H83V39H82V37L80 36V42H79V45H77V47L74 49V48H72V51H71V53H70V51L68 52L69 53V55H70V57L72 56V59H74V60H76V63L79 65H77L76 64V66H75V69L77 68V70H75V71H78V72H80L79 74H78V76H77V82H76V79H74V80H71L70 81V79H69V81H65V80H56V82L55 81H53L54 79H56L55 77H58V76H55L56 74H58L57 73V64L54 62V61H52L49 57H47L46 56V53H44V51H42V50H40L39 48H40V46H38V43H37V41H30V40H27L26 38H24V36H23V33H24V30L22 29V30H20L18 33L19 34H21L22 33V36H20L16 41L17 42H15L16 44H18V46L20 47V45H22L21 46V60L23 59L24 61L22 62L23 64H21L20 65V68L19 69H21V71H20V73H21V79L19 80V81H21V82H19V83H21L20 84V86L22 87L21 89H20V87H19V90H21V92L18 94V97H17V104H15V108L13 109L14 111V113H12V115H10L9 117H7L8 119H10V121L8 122H6V120L7 119H5V121L3 122V123H5V124H2L3 125V129H4V131H5V133H4V131H2L3 133L2 134H0V194H3L4 192H6V193H10V192H12V193H15V189H17L16 190V192L18 191V190H20L21 188V190L20 191H22L23 190V188L26 186H28V179H29V175H31L30 174V172H29V170H28V166L27 165H25V162H26V160H27V155H28V146H27V144H26V142H25V140L23 139V136H24V134L26 133V128L29 126V124H30V122L32 121V119L34 118V115H33V112L35 111V109L34 110H32L31 108L30 109H28L29 107H30V105H31V100H30V105L28 106V99L30 98V96H32V95H34L35 94V92H39L38 90L39 89H41V86L40 85H42V84H39V83H43L44 81H50L49 82V84L51 83V87H53V82H55L54 84V86L55 87H53V92L52 93H54V91H55V93H54V95L53 96H51V93H49V92H51L50 90H49V92H47L49 95H50V98H49V100L51 99V101H49V102H46L47 104H46V106L45 107H49L48 109H49V111L52 113V114H54V117H58L57 115H59V117H61L60 115H63V108H62V101H65V99H67V98H65V97H68L67 95H69L70 93H69V91L71 90V89H73L74 88V90L76 89L77 90V88H78V86H80L82 83H87L86 84V87L87 88H90L91 90H94L93 92H91L90 91V89H87V90H89V92H91V93H95V95H91L90 93V95L88 94V92H86L85 90L83 91V88L81 89L82 91H83V93H81L82 91L81 90H78V91H76V93H80V94H76V93H74V91H70L71 93H72V96H70L69 95V98H72V99H75V100H82V104H81V102L79 103V105H80V110H81V115H82V112H85V115H87V112H89V111H91V113H94V114H88V115H91V119H89L88 118V121L86 120L85 122H84V120L82 119L81 121H80V117H78V119L77 120H79V121H77L76 119H75V122L73 121H70V124L72 123V127L74 126L75 127V125H76V129H77V132H78V130L80 131V132H78V133H81V134H83V136L87 139V137L86 136H88V138H89V134H90V138H91V134H92V132H94L95 130H94V128H95V126H96V128H98V125H95V124H98V122H99V124H102L103 122V124L102 125H99V128H101L102 129V127L104 128L103 129V131L104 132H106V134H108L107 132H109V134L107 135V137L106 138H108V140H106V142L107 143H109V146H110V152H109V159H108V157H106L105 158V161L108 163V161H109V163L107 164V166L111 169V167L109 166L110 165V163H111V165H114V164H116V166H115V168L112 170L113 172H112V176L114 175H118L119 174V176H120V174L122 173V172H124V170L125 169H127V166L129 167V169L131 170L132 169V166H136L137 164V166H140V167H144L145 166V164L144 163H148V166L150 167L149 168V170L150 169H152L153 168V170L154 169H156L157 171H158V173L163 177V179L164 178H167L168 177V175H170V178L172 179L171 180V183H172V186H171V184L168 186L167 185V188H165V184H160L162 187V190L160 189V185H158L159 184V182L158 183H156V184H152L151 186H148V185H150V184H146L145 182H143L145 185H147L148 187H150V189H149V191L147 190V188H146V191L144 192V194H145V196H147V194L149 195V197L150 198H154L153 200H157V203L156 202H151V204H148L149 205V207H147L146 206V208H148L147 209V211L145 210V205H144V200H142V204H140V202H138V203H136L137 205H142L143 207H144V210H143V207L141 206V210H142V213H146V212H148V210L150 211L151 209H153L154 211H156V210H158V214H161V215H159L161 218L159 219L158 217H156L157 219H159V221H161L162 222V224L164 225V227H163V230H166V231H170L171 232V236H172V242L173 243H175V242H177V240L182 236V234H183V232L185 233V235H186V231H190L189 230V228L191 229V226H192V224L194 223V227H195V225H197L196 223L198 222V217H200V219L202 220V223L205 225L204 227H205V229H207L208 227H210V225H206V224H210L211 222H210V220H211V217H213L214 215V213H212L213 211L211 210V207H210V204H209V201H210V196H209V189H212V187L215 185V182H214V180H213V178L215 179V176H216V170L215 169H213V171L211 172V171H209V173H208V170H207V172H206V169L204 170V173H202L203 174V180L201 181V185L203 186L202 187V192L204 191V187H206L207 185H206V183L209 185V188L208 187H206L205 188V194L204 193H202V192H197V191H195V186L194 185H192V184H190V178H188V177H186V176H180L179 174H177V170H178V167H177V165L174 163V162H171V161H166L165 163L164 162H162L161 163V165H160V162L159 161H157L156 162V159L154 160L153 158L155 157V156H153V158L151 157L154 153H155V155L157 154V151H153V149L155 148L154 147V145H158V142L157 141H159V136H160V133H161V135H162V133L164 132H159V129H158V126H160V122L162 123V121H163V119L166 117L165 115L166 114H164V111H165V109L166 108H163L164 106H165V102H163V90H162V88L160 89V90H162V92L160 91V93L158 94V92H159V87H160V85H163L162 84V82L160 83V81L163 79V78H165L166 79V76H167V80L166 81H169V82H167L169 85H170V87H169V85H168V87L169 88H167V85H166V88L172 93V91H174L175 92V90H176V92L178 93V95H179V93L181 92L180 90H182V89H180L179 91L176 89L177 88V86L179 87V85H180V87H183L180 83H179V81H178V83L177 84H175V82H173L174 80H176V78H174V77H176L177 76V74H178V72H177V74L175 75V74H172V73H169V71H167V68L169 69V67L171 68L172 67V70L174 71V69H176L175 68V64H174V61L173 60H171L173 57L172 56H170L171 54L169 53V55H168V57H167V55H166V53H168L167 51H163L165 48L167 49V47H169V45L172 43L171 41H169V40H171L172 39V37L174 38V34L172 33H170V31H171V29L174 27V25L175 24H172V22H174L176 19H181V21H183V24L186 26L187 25V27H191V28H193L192 26L194 25V29L196 28L197 29V31L198 30H203L204 32H205V28H204V26L206 27V28H208V26L206 25V23H207V19L208 18H204L205 16V14L206 13H204L205 11H203V10H201V9H203V8H201L200 9V1L199 0H195V2H197V3H199L198 5H196L197 3H194V1L192 2L191 0H186L187 2H184L183 0L181 1V0H179L181 3L182 2H184V6L182 5L181 6V3L180 2H178V3H180V4H177V8L179 7V10H178V12L179 11H181V12H179V14L178 15H174L173 17H175V20L173 19V18H171V19H169L170 20V23H169V33L172 35V37H170L171 35H169L168 33H165V34H167V36L169 35V37H167V36H163L164 38V42H163V40L161 41V40H159L160 41V43L159 42H157L158 40H156L155 39V37L154 36H149L150 37V39H147V38H149L148 36H147V38L145 37V39H143L142 40V44H140V46L144 49V48H147V49H152V50H158V47L157 46H155V48H148L146 45H147V42H148V40L150 41L151 39H154V41H156L157 43H158V45H160L162 42V47H165V48H161V49H159V51H161V53H159V51H157L156 50V54H155V56H151L152 57V59H151V61L149 60V62H151L152 63V66H150L151 65V63H149L148 65L150 66H147V64L145 63V59H146V57L147 56H150V55H147L145 58H144V56H143V58H142V56L140 57L141 59H144L143 60V62L144 63H140L142 60L141 59H136V60H134L135 62L134 63H136L138 66H139V64H142V69H143V75H144V73H149L150 74V72H151V70L153 69V70H155V68H156V71H154V72H151V77L150 78H148L149 76H148V74H147V78L144 80V79H138V83H139V85L138 84H136V82L135 81H137V80H134L133 78L131 79V77L130 76H128V77H130V78H128V77H126V79H125V82H124V84H123V86L121 87V88H115V89H111V88H109V89H111V91H112V93L111 92H109L110 90H107V89H105L106 87H104L103 88V86L102 85H100L99 86V84H98V82H100V77L101 76H98L99 74H100V72H99V69H96V66L95 67H93V66H91L92 64L91 63H89L88 64V62H87V60L89 61V56H90V54H92L93 53V51H94V49L96 48V46H97V44H99V42H100V40H101V35H102V33L105 31V30H108V27H109V24H108V21L106 22V23H104L105 21L102 19V14H101V12H103V8H104V4L105 3H103L104 2V0L102 1V0H87ZM211 1V0H210ZM242 1V0H241ZM252 1V0H251ZM251 1H247L248 3H249V5H246V6H250V7H254L255 5H256V3H255V1L256 2H258V1H260V0H255L253 3H252V5H250L251 4ZM93 3V4H91V3ZM189 2H192V3H194V4H189ZM215 2H217L218 3V5H220V4H223V2H224V0H212V2H210V4L213 6V7H216V5L215 4H217V3H214ZM239 2V0H237V3H235L234 4V6H233V8L232 7H227V8H232L233 10H231V9H228L227 10V12H225L223 9H225V7H223V5H222V13H223V15L224 14H226V15H224L226 18H228V16H229V18L231 17V19H229L230 21H233V17H235L234 16V14H236V13H238V14H236V17H239L238 19H240V20H238L237 19V21L235 22V19H234V24L235 23H237L238 22V24H236V25H238V26H236V29H238V27H240V23L242 22V24H244L243 22H245V25H247V24H249L250 22L248 21V20H246V19H244V18H246V12L247 11H249L251 8H249V10H247V11H245L246 10V6H245V3H243V1L241 2V4H240V2ZM246 2V1H245ZM73 3H74V0H59V2L58 3H53V4H50V5H47L46 6V9L44 8V9H42L40 12H39V17H41V18H43L44 19V17H42V16H40V15H42V13L43 12H45V13H43V16L45 15V18H51V20H47V19H44V21L46 22V20H47V22L45 23V27L47 28V29H49L50 27V29H49V31L50 30H52L53 31V29H52V27H54V30H55V21H57L58 19V22H60V23H62L63 21H65L66 19H69V18H71V17H73L72 15H73V13L75 14V6H73ZM103 3V4H102ZM244 5H243V4ZM13 4H14V6H13ZM95 4H96V6H95ZM188 4V6H186ZM235 5H236V7H238L239 5H240V9H239V7L238 8H235ZM241 5H242V8H241ZM84 6H86V5H84ZM190 6V7H189ZM194 6V7H193ZM196 6H198L199 8H197ZM94 7H95V9H96V11H95V9H94ZM182 7V10H180V8ZM189 7V8H188ZM196 7V8H195ZM220 7V6H219ZM218 6H217V8H219ZM9 8H13L12 10L15 12V22L16 23H18V24H20L21 25V28H23L22 26L26 23V21H27V19H28V17H29V15H27V14H25L23 11H22V7L20 6V4H16V3H12L11 5H10V7ZM50 8V9H49ZM86 8L84 7L83 9L84 10H86ZM183 8H185L186 10H183ZM194 8H195V10H194ZM5 9H8V7H6ZM188 9H189V13L187 12L188 11ZM193 9V10H192ZM196 9H200L201 11H203V12H201V11H199L198 10V12H196V13H199V14H197L198 15V17H196V18H191V17H194L195 15V12L194 11H197ZM237 9V10H236ZM248 9V8H247ZM49 10V11H48ZM87 10V11H88ZM99 10V11H98ZM135 11H136V9H134ZM156 11V10H155ZM155 11H151V12H155ZM191 11H193L192 12V14H191ZM231 11V12H230ZM232 11H233V13H232ZM236 11V12H235ZM242 11V12H241ZM245 11V13H243ZM47 12H49L50 14H48ZM95 12V13H94ZM201 12V13H200ZM225 12V13H224ZM228 12H230V13H228ZM239 12H240V15H239ZM202 13H203V16H202ZM227 13H228V16H227ZM46 14H47V17H46ZM181 14H182V16H181ZM208 14V13H207ZM49 15V16H48ZM183 15L184 16H187V17H183ZM192 15V16H191ZM202 16V18H201V16ZM238 15V16H237ZM71 16V17H70ZM200 16V17H199ZM208 16V15H207ZM210 16V15H209ZM244 16V17H243ZM57 17V18H56ZM69 17V18H68ZM96 17L98 18V19H100V21L99 20H97L96 19ZM178 17V18H177ZM40 18V19H41ZM242 18V19H241ZM263 18V17H262ZM262 18H260L259 20H263L264 21V19H262ZM1 20H0V27L1 28H3L4 30L3 31H5L6 32V30H8V27L10 26V24H9V22L10 23H12L13 22V20L11 19V18H9V19H4L3 18V20H2V18H0ZM20 19V20H19ZM26 19V21H24ZM62 19V20H61ZM63 19H65V20H63ZM189 19H191V24H193L192 26L190 25V24H188L187 22H189L190 20ZM227 19V20H228ZM12 20V21H11ZM23 20V21H22ZM101 20H103V21H101ZM174 20V21H173ZM198 20V21H197ZM202 20H205L204 22L205 23H203V21ZM220 20V19H219ZM218 19H217V21L216 22H220ZM244 20V21H243ZM246 20V21H245ZM42 21V20H41ZM172 21V22H171ZM100 22H103V23H100ZM201 22H202V25H203V28H201ZM247 22V23H246ZM261 23H262V21H260ZM53 23V24H52ZM176 23V22H175ZM264 23V22H263ZM196 24V25H195ZM59 25V24H58ZM251 25V24H250ZM262 25V24H261ZM47 26H50V27H47ZM57 26V25H56ZM97 26V28L95 29V27ZM186 27V29H185V32L184 33H186V30L188 29ZM57 28V27H56ZM171 28V29H170ZM262 28H264L263 26H261V28L260 29H256V32H254L253 30V32H254V34L256 33L257 35H259L260 34V36L259 37H257V35L256 36H254V34L252 35V33H249V34H251L252 36H254V37H257L256 38V40L258 41V42H256V40H254V39H252L251 37V39H249L248 37L250 36H248V37H246L247 35H245L246 34V32H244V34H242L241 36L243 37V36H245L244 38H243V42H245V43H243V46H241V44L240 43H237V44H239V45H237L235 42L237 41V42H239V40L241 39V36H240V39L239 38H237L238 36H237V34L234 36V39H231V38H233V36H231V33L229 34V35H227V36H224V37H219V36H215V37H217V40L219 41V39L220 38H222V40H221V42L222 43H229L230 42V40H232V41H234L235 40V38H237V40L236 41H234L233 43H235V44H228L227 43V45H230L231 46V48H230V50L228 51V52H226V56H228V55H230L231 53H233V54H231L230 55V58H229V56L228 57H226V56H224L225 57V62H223V55H221L222 56V58H221V61H219V63H216V62H213V63H211L212 62V60L214 61V59H212L211 60V62H210V57L209 56H206V54H210V56H212V58H214L215 57V55L214 54H212V53H210L209 51H207V49H208V47H207V45H206V43L205 42H207V41H213L212 39L214 38V36H213V38H208V35L210 34H205V36H207L206 37V39L205 40H203V44L204 45H199L198 43H199V41L196 43L195 41V39H193L194 37H190V38H187V37H189L190 36V34H189V36H186V34L185 35H183V34H180V35H178V37H177V39H176V37H175V39L176 40H179L182 44V47H181V51L183 52V53H185L186 55H187V61H188V63L189 62H194L195 64H194V66L196 65L199 69H200V71L204 68V69H207V70H209L210 72L208 73L209 74V76H207L206 75V73L208 72H202V73H205V75L207 76H203L202 74H201V72L199 71V70H197L198 72H200L199 74H198V72L196 71V73H197V76L196 77H198L199 78V80H195L196 81V83L197 84H202L203 85V88H205L206 86H208L209 84H211V87H212V85H214L215 84V86L214 87H216V88H214V87H212V89L214 90L215 89V92H216V95L217 96H215V97H218V94H219V91H220V89L219 88H222L223 90H222V92H226L225 90H224V88H227V90H229L230 89V87H232V86H236L238 83H240V81L242 82V81H244L243 82V85L244 86H248L249 85V87H252L253 89L255 88V87H257L258 86V84L260 83V76H261V73L264 71L263 69H264V29H262ZM93 29V30H92ZM98 29H99V31H98ZM104 30V31H103ZM193 30V29H192ZM191 30V31H192ZM262 30V32L260 33V31ZM56 31V30H55ZM91 31H94L93 33L91 32ZM95 31H96V33H95ZM101 31V33H98V32H100ZM190 31V32H191ZM193 31H195V30H193ZM209 31V30H208ZM208 31L206 30V33H208ZM238 31V30H237ZM236 31V32H237ZM85 32V31H84ZM90 32V33H89ZM188 32V31H187ZM199 32V31H198ZM239 32V31H238ZM250 32V31H249ZM52 33V32H51ZM56 34L58 33V32H55ZM59 33H60V31H59ZM95 33V34H94ZM200 33V32H199ZM54 36H56L57 37V35L56 34H54V33H52ZM92 34V35H91ZM202 34H203V32H202ZM202 34H200V36L199 37H201L202 36ZM235 34V32L233 33V35ZM261 34H262V36H261ZM85 35V36H84ZM88 35V36H87ZM98 35V36H100L99 37V39L98 38H95L96 36ZM191 35H193V32H191ZM211 36L212 35H214V34H210ZM209 35V36H210ZM239 35H240V33H239ZM91 36H92V38H91ZM95 36V37H94ZM180 36H183V40H182V37H180ZM204 36V35H203ZM94 37V38H93ZM152 37V38H151ZM180 37V38H179ZM160 38H162V36L161 37H159V39ZM165 38L167 39L166 40V42H165ZM169 38V39H168ZM195 38H196V36H195ZM224 38H226V39H224ZM259 38V39H258ZM95 39V40H94ZM209 39V40H208ZM225 41H224V40ZM227 39H230V40H228L227 41ZM244 39H246V40H244ZM247 39H249V40H247ZM174 40V39H173ZM190 40V41H189ZM195 40V41H194ZM215 40V39H214ZM242 40V39H241ZM240 40V41H241ZM251 40V41H250ZM24 41V42H23ZM188 43H187V42ZM194 41V42H193ZM227 41V42H226ZM231 41V42H232ZM21 42V43H20ZM85 42V43H84ZM95 42H98V43H96L95 44ZM144 42V43H143ZM230 42V43H231ZM242 42V41H241ZM248 42V44H247V46H245L244 47V45H246V43ZM259 42H260V45H259ZM81 43V44H80ZM89 43V44H88ZM156 43V44H157ZM249 43H250V45H249ZM258 43V44H257ZM93 44V45H92ZM101 44V43H100ZM200 44H202L201 42H200ZM252 44H254V45H252ZM91 45V46H90ZM165 45V46H164ZM192 47H190V46ZM249 45V46H248ZM258 46V52L256 51H254V49H253V47L254 48H256L257 49V47H255V46ZM79 46V47H78ZM202 46H204V47H202ZM239 46H240V48H239ZM252 46V47H251ZM80 47H82V48H80ZM84 47V48H83ZM95 47V48H94ZM203 48V50H204V52H202L203 50H202V48ZM241 47H243L242 49L243 50H241ZM251 47V48H250ZM91 49V50H88V49ZM79 49V50H78ZM87 49V50H86ZM163 49V50H162ZM165 49V50H166ZM200 49H201V51H200ZM248 49H250V50H248ZM193 50H195L194 52H197L196 53V55L199 53V55H195V53L194 52H192ZM239 50V51H238ZM251 50H252V52L254 51V53H252L251 52ZM78 51V52H77ZM87 51H91L90 53L89 52H87ZM149 51V50H148ZM163 51V52H162ZM200 51V52H199ZM250 53V54H252V56H250L251 58H249V60H247V61H249V70L246 72L247 74L244 76V78L243 79H240V81L238 82V80H237V78L236 77H234V71H235V69L238 67L236 64L238 63H236V61L235 60H237V59H235L234 58V60H233V57H231V56H235L236 58H238V57H240V56H244L245 57V55L246 54H248V52ZM77 52V53H76ZM85 52H87L86 53V56H85ZM150 52H151V50H150ZM165 52V53H164ZM37 53V54H36ZM77 54V56H76V54ZM155 52L153 51V54H154ZM204 55H203V54ZM257 53V54H256ZM32 54H34V56L35 55H39L41 58H40V60H41V62L40 63H38V64H35L34 63V61L33 60H31V58H27L29 55L31 56ZM75 54V55H74ZM160 54V55H159ZM194 54V55H193ZM208 54V55H209ZM237 54V55H236ZM250 54H248V55H250ZM255 54V55H254ZM27 55V56H26ZM151 55H152V52H151ZM254 55V56H253ZM80 56V57H79ZM82 56V57H81ZM194 56H196V57H200L201 56V58H196V57H194ZM256 56V57H255ZM38 57V56H37ZM73 57H75V58H73ZM83 57H85V58H83ZM86 57H88V58H86ZM91 57H92V55H91ZM90 57V58H91ZM155 57V58H154ZM170 57H172L171 59H169ZM253 57H255V58H253ZM260 57V58H259ZM49 58V59H48ZM150 58V57H149ZM148 58V59H149ZM157 58V59H156ZM168 58V59H167ZM209 58V59H208ZM87 59V60H86ZM148 59H146L147 61H148ZM153 59H156L155 61H156V64H155V62H152V61H154ZM226 59L228 60V61H226ZM83 60V61H82ZM165 60V61H164ZM27 61V62H26ZM78 61V62H77ZM146 61V62H147ZM231 61V62H230ZM45 62H46V64H45ZM54 62V64L53 65H55L56 66V68H55V66H53L52 65V63ZM193 62L191 63L192 65H193ZM255 62V63H254ZM80 63H81V65H80ZM167 63V64H166ZM206 63V64H205ZM27 64V65H26ZM155 64V66H153ZM190 64V63H189ZM24 65V66H23ZM135 65V64H134ZM164 65V66H163ZM214 65H216V68L214 67ZM27 66V67H26ZM50 66H52L53 68H50ZM160 66V67H159ZM194 66H192V68L194 67ZM225 68H224V67ZM237 66V67H236ZM84 67V68H83ZM92 67V68H91ZM137 67V66H136ZM162 67V68H161ZM98 68V67H97ZM150 68H152V69H150ZM159 68V69H158ZM174 68V69H173ZM196 67H194V70H196L195 69ZM253 68V69H252ZM34 69V70H33ZM50 69V70H49ZM79 69V70H78ZM82 69V70H81ZM141 69V70H142ZM162 69V70H161ZM166 69V70H165ZM203 69V70H204ZM219 69V70H218ZM222 69H224V70H222ZM232 69V70H231ZM47 70V71H46ZM86 71V73H85V71ZM88 70V71H87ZM96 70V71H95ZM171 70V71H172ZM220 70H222L221 71V75H220ZM234 70V71H233ZM92 73H91V72ZM157 71H159V73L157 72ZM162 71H165L164 73L162 72ZM216 71H218V72H216ZM53 72H54V74H53ZM97 72H98V75H97ZM176 72V71H175ZM211 72H213V74H215V75H218V76H215V77H217V79L216 78H214L215 79V81L213 80L212 81V79H213V74L210 76V73ZM248 72H249V74H248ZM19 73V74H20ZM26 73V74H25ZM43 73H45L44 75H43ZM153 73H155L154 74V76H153ZM166 73V74H165ZM174 73V72H173ZM194 73H195V71H194ZM217 73V74H216ZM50 74H53V75H50ZM76 74V75H77ZM156 74H158V75H156ZM164 76H163V75ZM168 74H169V76H168ZM172 74V75H171ZM263 74V73H262ZM49 75V76H48ZM146 75V74H145ZM264 75V74H263ZM88 76V78L86 79V77ZM97 76L99 77V79L100 80H97ZM114 76V75H113ZM113 76H111V77H113ZM159 76V77H158ZM171 76V77H170ZM249 76V77H248ZM38 77V78H37ZM111 77L109 76V79H111ZM145 77V76H144ZM153 77V80L151 79ZM178 77V76H177ZM196 77H194V79L196 78ZM208 77H211V79L210 78H208ZM218 77H221L220 79L222 80V83L221 84H219L220 82H221V80H219L218 79ZM37 78V79H36ZM43 78V79H42ZM72 78H75V77H72ZM95 79V81H94V79ZM174 80H173V79ZM236 78V79H235ZM130 79V80H129ZM149 79L150 80H152L151 82H152V84H150L149 86H147L148 84H146V83H148L147 81H149ZM197 79V78H196ZM66 80H68V79H66ZM81 80H82V82H81ZM90 80H91V82H90ZM139 80H141V82H139ZM147 80V81H146ZM160 80V81H159ZM173 80V81H172ZM206 82L207 81V83H205L204 81ZM39 81H41V82H39ZM51 81H53V82H51ZM144 81L146 82V83H144ZM162 81H164V79L162 80ZM219 83H218V82ZM74 82V83H73ZM80 82H81V84H80ZM94 82H95V84L97 85H95L94 84ZM155 84H154V83ZM61 83V84H60ZM63 83V84H62ZM72 83V84H71ZM76 83L78 84V86H75L76 85ZM85 83H84V85H85ZM101 83V82H100ZM143 83H144V85H143ZM149 83H150V81H149ZM160 83V84H159ZM214 83V84H213ZM65 84V85H64ZM80 84V85H79ZM94 84V85H93ZM142 84V85H141ZM145 84H146V86H145ZM166 84V83H165ZM225 84V85H224ZM46 85V84H45ZM90 87H89V86ZM159 85V86H158ZM240 85V84H239ZM40 88H39V87ZM50 86V85H49ZM65 86H66V88H65ZM73 86H75V87H73ZM92 86H93V88H92ZM97 88H96V87ZM224 86V87H223ZM238 86V85H237ZM37 87V88H36ZM43 87H44V85H43ZM42 87V89L44 90V88ZM58 89H57V88ZM149 87H150V89H149ZM199 87V86H198ZM219 87V88H218ZM239 87H241V86H239ZM27 88V89H26ZM55 88H56V90H55ZM124 88V89H123ZM127 88V89H126ZM164 88H165V86H164ZM163 88V89H164ZM208 88H210L209 86H208ZM229 88V89H228ZM45 89H47L48 90V88H46L45 87ZM95 89L97 90V92L95 91ZM185 89V88H184ZM200 89V88H199ZM32 90V91H31ZM37 90V91H36ZM43 90H41V91H43ZM121 90V91H120ZM133 90H134V92H133ZM137 92H136V91ZM149 93H151V95H153V97L155 96V94L157 95L158 94V96H160V97H158V98H160V99H158L159 100V102L158 101H156V102H158V106L156 107V108H158V110H159V113L161 112H163L162 114H164V116H162V114H161V116L163 117V119L161 118V117H159V120L157 119V121H159V124H158V126H156V128H155V130L154 129H152L153 128V125L152 124H157V123H155L154 122V120L156 121V115H153L155 112H150L152 109H154L153 108V106L154 105H156L157 103H155L154 105H153V103L155 102V101H152L151 100V98H149V96H148V98L146 99V97H147V95L145 96V94H143V95H141V96H145V98L143 99L141 96H139V94H141L140 92H144V93H147L146 91ZM150 90V91H149ZM156 90H157V93H156ZM202 90V89H201ZM206 90H208L207 88H205V91ZM40 91V92H41ZM63 91V92H62ZM125 91V92H124ZM129 91V92H128ZM168 91V92H169ZM209 91L210 92H212V90H210L209 89ZM25 92V93H24ZM45 92H46V90H45ZM88 94L87 95V97L88 98H90L91 96H92V98H90V99H93L94 101H95V103H96V105L97 104H99V105H97L98 107H96V106H94L93 108H89V107H87V108H85V106H88V104H89V102H92L93 100H91V101H86V98H84L85 96H86V93ZM98 92H100L99 94H98ZM107 92H108V94H107ZM123 92L124 93H127L128 95H129V97H130V94L132 93V97L135 95L136 97H138V98H140V99H135V100H133L134 99V97L131 99V100H127L126 99V97H127V95H126V97H124V99H123V96H124V94H123ZM138 94V92H139V94H138V96H137V94ZM167 92V93H168ZM175 92V93H176ZM183 92H185L182 96L181 95H177V97L176 96H173V94L175 95V93H173L172 94V96H169V94L167 95V99L168 98H170L171 97V99H173L174 97L175 98H177V99H179L178 101H180V103H181V105L183 104H185L186 105V98L188 97V95H189V93H188V91L185 89ZM214 92V93H215ZM228 92V91H227ZM28 93V94H27ZM101 93H103V94H101ZM112 95H111V94ZM117 93V94H116ZM166 93V92H165ZM208 93V92H207ZM206 93V94H207ZM218 93V94H217ZM220 93H221V91H220ZM32 94V95H31ZM74 94H76V95H74ZM85 95V96H83V95ZM105 94V95H104ZM106 94H107V96H106ZM116 94V95H115ZM120 94H122L123 96H122V98H119V99H123V101H121V100H119L117 97V95H119V97H121V95ZM182 94V93H181ZM205 94V93H204ZM211 94V93H210ZM77 95H79V99H77ZM81 95V96H80ZM98 95V96H97ZM102 95L104 96V98H105V96H106V100L102 97ZM111 95V96H110ZM115 95V96H114ZM150 95V96H151ZM171 95V94H170ZM201 93H200V96L198 95V97L196 96V98H195V101L197 102V98H199V97H201ZM208 95H209V93H208ZM212 95H214L213 93H212ZM90 96V97H89ZM205 95H203V98H205L204 97ZM207 96V95H206ZM210 96V95H209ZM241 96H243V93H240V95H238V98L236 99V104L238 105V106H240L241 107V104H242V107H241V109H240V107H237V109L236 110H239V112L240 113H242L244 116L246 115L247 117V119L249 120H254L253 118H255V113H256V115H260V117H258V116H256V120L258 121V120H260V123H261V125H260V123H259V121H258V123H259V125H257V127L259 126V128H257V130L259 129V130H261L259 133L257 132L256 133V140H255V150H257L258 148H264V145H260L259 143V138H260V136H261V134L263 133L262 131L264 130V107L262 108V111L259 113V112H255V111H253V113H252V115H251V113L249 112L248 113V109H250V105L249 104H247L246 103V99L244 100L243 99V97H241ZM28 99H27V98ZM33 97V96H32ZM61 97H63V98H61ZM81 97V98H80ZM85 99H83V98ZM110 97H112V98H110ZM185 97V98H184ZM208 97V96H207ZM215 97L213 98V99H215ZM240 97L242 98V99H240ZM100 98V99H99ZM131 98V97H130ZM155 98V97H154ZM202 98V97H201ZM200 98V99H201ZM219 98V97H218ZM27 99V100H26ZM30 99H32V98H30ZM96 99V100H95ZM111 99V100H110ZM147 101H146V100ZM199 99V100H200ZM213 99H212V101H213ZM53 100V101H52ZM138 100H140V102L138 101ZM153 100H156V99H153ZM165 100H166V95H165ZM168 100H170V99H168ZM168 100H166V101H168ZM176 100V99H175ZM198 100V101H199ZM242 100H244V101H242ZM57 101V102H56ZM84 101H86V102H84ZM128 101H131V102H128ZM171 101V100H170ZM237 101H239V102H237ZM240 101H242L241 103H240ZM21 102V103H20ZM84 102V103H83ZM137 102H138V104H137ZM142 102V105H140V103ZM153 102V103H152ZM175 102H177V101H175ZM217 102V101H216ZM215 102V103H216ZM219 103H220V101H218ZM217 102V103H218ZM25 103H26V105H25ZM49 103V104H48ZM111 103L112 104H114V107H113V105H111ZM144 103V104H143ZM163 103H164V105H163ZM172 103H174V101H172ZM212 103V102H211ZM216 103V104H217ZM221 103H223L222 101H221ZM24 104V105H23ZM83 104H85V105H83ZM87 104V105H86ZM91 104V103H90ZM94 103H92V105H93ZM138 105V107H139V105L141 106V108H139V110H138V107H135L136 105ZM146 104V106L148 107V108H146L147 110H149V107L150 108H152L150 111H147L146 109H145V107H144V105ZM167 104V103H166ZM169 104V103H168ZM179 104V103H178ZM214 104V103H213ZM215 104V105H216ZM225 104H227V103H225ZM122 105H123V109L121 108L122 107ZM211 105V104H210ZM215 105H212L213 106V108H215ZM218 106H220L219 104H217ZM222 105H224V103L222 104ZM222 105H221V107H222ZM23 106V107H22ZM26 106V107H25ZM61 107V109H59L60 107ZM84 106V107H83ZM90 106V105H89ZM110 106H112V107H110ZM121 106V107H120ZM208 106H209V104H208ZM227 106V105H226ZM226 106H223L222 107V109H225V107ZM52 107V108H51ZM104 107V108H103ZM109 107V108H108ZM129 107H130V109H129ZM143 107V108H142ZM181 107H183V106H181ZM180 107V117H181V110H183L182 108ZM17 108V109H16ZM26 108V109H25ZM102 108H103V110H102ZM112 111H111V110ZM125 109V110H124ZM141 109H143V110H141ZM185 109H187L186 108V106L184 107V110H183V114H184V111H185ZM205 109V108H204ZM210 109H212V107L210 108ZM209 109V112L211 111ZM221 110V108L219 107H217V109L215 108L214 109V111L216 110V112L217 111H219V110ZM28 110V111H27ZM106 110V111H105ZM134 110V111H133ZM140 110H141V112H140ZM16 111V112H15ZM18 111V112H17ZM105 111V112H104ZM143 111L145 112V113H143ZM146 111H147V113H146ZM156 111H157V109H156ZM206 111V110H205ZM213 111V110H212ZM54 112V113H53ZM96 112V113H95ZM99 112V113H98ZM118 112V113H117ZM149 112V113H148ZM158 112V111H157ZM207 112H208V110H207ZM251 112H252V110H251ZM60 113V114H59ZM150 113H153L152 114V116H154V117H151V116H149L150 115ZM13 114H14V117H13ZM34 114H35V112H34ZM95 114H97V116L95 115ZM111 114H113L112 116H111ZM121 114V115H120ZM250 114V115H249ZM254 114V115H253ZM20 115V116H19ZM84 115V113H83V116H85ZM99 115V116H98ZM129 115V116H128ZM220 115H222V116H218L219 118H217L216 119V116L214 117V121H215V123H217L219 120L221 121V123H223V122H225L227 119H228V117H226L227 119H225V114L223 115V114H220ZM83 116H82V118H83ZM96 118V122H95V119H93L94 117ZM105 116V117H104ZM122 116H126L125 118H123ZM183 116V115H182ZM228 116V115H227ZM251 116H253V117H251ZM13 117V118H12ZM24 117V118H23ZM87 117H89V116H87ZM87 117H85V119H87ZM93 117V118H92ZM149 117H150V119H149ZM179 117V116H178ZM222 117H224V119H222ZM250 117V118H249ZM262 117V118H261ZM12 118V119H11ZM21 118H23V119H21ZM103 118L105 119L104 121H103ZM154 120H153V119ZM211 118H213V117H211ZM245 118V117H244ZM245 118V119H246ZM258 118V119H257ZM148 119L149 120H153V121H151V122H148ZM217 121H216V120ZM223 121H222V120ZM262 119V120H261ZM20 120V121H19ZM92 120L94 121V123H92V124H94V127L92 126V124H91V122H92ZM98 120V121H97ZM112 120V121H111ZM115 120V121H114ZM119 120H121V121H119ZM162 120V121H161ZM165 120V119H164ZM212 120V119H211ZM213 120H212V123H214L213 122ZM228 120H230V119H228ZM256 120H254V122L257 124V121ZM18 121V122H17ZM89 121H91V122H89ZM103 121V122H102ZM113 121H114V123H113ZM156 121V122H157ZM28 122V123H27ZM81 122V123H80ZM147 122L149 123V124H151L152 125V128H150L151 127V125L149 126V129H152L153 131H155V132H153V135L154 134H156V133H158V134H156V136H158V138L157 137H155V136H152V137H154V139L153 138H151V136L150 137H147L148 136V134L149 133H147L146 134V131H147V129H148V126H146L145 124H147ZM164 122V121H163ZM202 121H201V119L199 120V123H198V125L197 126H199V125H201L202 126V123H201ZM262 122H263V124H262ZM17 123V124H16ZM22 123H23V125H22ZM66 123V122H65ZM74 123V124H73ZM107 123V124H106ZM139 123V124H138ZM196 123H197V121H196ZM218 123H220V122H218ZM8 124V125H7ZM13 124H14V126H13ZM67 124V123H66ZM69 124V123H68ZM70 124H69V128H70ZM146 126H144V125ZM163 124V123H162ZM25 125V126H24ZM63 125H64V123L62 124V126L61 127H63ZM125 125V126H124ZM193 125H195L194 123H193ZM263 125V128L261 127ZM24 126V127H23ZM27 126V127H26ZM78 126V127H77ZM113 126V127H112ZM115 126V127H114ZM120 126H122V128L120 127ZM141 126H143L144 127V129H145V131H143L141 128ZM154 126V127H155ZM200 126V127H201ZM65 127V126H64ZM86 127H87V129H86ZM90 127V128H89ZM138 127V128H137ZM16 128V129H15ZM82 128H84L83 130H81ZM106 128L108 129V130H110V131H106ZM113 128V129H112ZM118 128V129H117ZM7 129V130H6ZM74 129V128H73ZM75 129V130H76ZM100 129V130H101ZM112 129V130H111ZM115 129V130H114ZM120 129V130H119ZM134 129V130H133ZM148 129V131H150ZM28 130V129H27ZM97 130H99V129H97ZM114 130V131H113ZM117 130V131H116ZM125 130V131H124ZM130 130V131H129ZM16 131V132H15ZM102 131V130H101ZM120 131H123V132H125V133H123V132H120ZM141 131H143V132H141ZM147 131V132H148ZM166 132V131H165ZM262 132V133H261ZM17 133V134H16ZM117 133H121L122 135H120V134H118V135H120V137L118 136L117 137ZM61 134L62 133H60V136H61ZM68 134V133H67ZM111 134V135H110ZM165 134V133H164ZM163 134V135H164ZM170 134V133H169ZM264 134V133H263ZM56 135H58V134H56ZM65 135H66V132L64 133V135L62 134V136L60 137V136H58V137H60V139H64V138H66L65 137ZM162 135V136H163ZM167 135V134H166ZM22 136V137H21ZM32 136H35V135H31V137ZM222 136V141H221V139H220V141L221 142H218V143H216L218 140H219V138H215V139H213V140H215V144H213V146H220V148H222L220 151H219V149H218V156H220V155H224V156H227V153H229V152H232L234 155H235V153H239V152H237V151H240V148L237 146V139L239 138V136H238V134L237 135H235L234 137H229V135H227L226 136V134L225 135H221ZM226 136V137H225ZM259 136V137H258ZM263 136V135H262ZM262 136H261V138H262ZM14 137H15V139H14ZM26 136H24V138H25ZM57 137V138H58ZM163 137H165L164 138V140H166V138L168 139V135L167 136H163ZM17 138V139H16ZM19 138H21V140H19ZM32 138H35V137H32ZM56 138V137H55ZM83 138V137H82ZM89 138V139H90ZM112 138V139H111ZM120 138H122V140L120 139ZM143 138V139H142ZM149 138V139H148ZM150 138L154 141V144L152 143H149L150 141H152V140H150ZM169 138H170V136H169ZM221 138V137H220ZM225 138V139H224ZM228 138H230V139H228ZM22 139H23V141H22ZM59 139V138H58ZM142 139V140H141ZM147 139V140H146ZM155 139H157V140H155ZM161 139H163V138H161ZM19 140V141H18ZM114 140V141H113ZM121 142V143H119V141ZM149 140V141H148ZM213 140H211V141H213ZM230 140V141H229ZM21 141V142H20ZM109 141V142H108ZM127 141V142H126ZM142 141V142H141ZM144 141H147V142H144ZM152 141V142H153ZM126 142V143H125ZM155 142H156V144H155ZM214 142V141H213ZM212 142V143H213ZM229 142H230V144H229ZM110 143H113V145L112 144H110ZM125 143V144H124ZM142 143H145V144H142ZM223 144V145H220V144ZM115 144V145H114ZM119 144H121L122 145V147L120 148L118 145ZM151 144V145H150ZM112 145V146H111ZM120 145V146H121ZM126 145V146H125ZM142 145H144L145 147H142ZM4 146V147H3ZM27 148H26V147ZM117 146V148H115ZM124 146V147H123ZM152 146L154 147V148H152ZM223 146V147H222ZM3 147V148H2ZM24 147V148H23ZM118 147H119V154L120 155H122L123 154V152H124V156H119V154H118V152H117V149H118ZM129 149H128V148ZM136 147V149H134ZM159 146H157L156 148H158ZM210 147H212V146H210ZM6 148V149H5ZM114 148V149H113ZM143 148H144V150H147V152H148V155L150 154L149 152H154V153H152L151 154V158L153 159V161L151 160V158L149 159L148 157L149 156H147V154H145V152H144V150H143ZM156 148H155V150H156ZM160 148V147H159ZM231 148V149H230ZM120 149H122V150H120ZM125 151H124V150ZM134 149V150H133ZM139 149H141V150H139ZM230 149V150H229ZM127 150V151H126ZM134 151L135 152V154L136 155H138V154H141V153H138V152H144V154H143V156L141 155V156H137V158L134 156L135 154H133L134 152H131L130 153V151ZM136 150V151H135ZM223 150V151H222ZM226 150V151H225ZM254 150V148H252L251 150H249V151H251V153H249V151H247V150H241L240 151V153H239V155H235V157H236V159L237 160H239V162L241 161V163L239 164L240 166L238 167V168H236V169H242L241 171V173H243V168H245V169H249V166H250V161H251V158H252V156H251V154L253 155V152L255 151H253ZM3 152V154H2V152ZM115 151V152H114ZM236 151V152H235ZM253 151V152H252ZM114 152V153H113ZM117 153V154H116ZM122 153V154H121ZM127 155H126V154ZM14 154V155H13ZM242 154V155H241ZM248 154V155H247ZM21 155V156H20ZM98 156H96V157H102L103 155L101 154V155H99V154H97ZM263 155V154H262ZM262 155L261 154H259V155H257V157H256V159H255V162H257L255 165L256 166H258L257 167V169H260L261 168V173L259 172V170H257V174L259 175V173H260V175H261V177H262V179L264 178V157H262ZM131 159L130 161H129V158ZM249 158H248V157ZM13 157V158H12ZM18 157V158H17ZM19 157H21V159L19 158ZM95 158V159H93V158H91L90 157V159L92 160H88L87 159V166H89V168H93V170H99L100 169V171H103V169L101 170V168H99L98 169V167L96 166V161H94V160H99V159H101V158ZM112 157V158H111ZM115 159H114V158ZM120 157L121 158H124V160H122V159H120ZM127 157V158H126ZM135 157V160L137 161H135L133 158ZM143 157V158H142ZM251 157V158H250ZM11 158V159H10ZM143 159V161L144 162H141L142 160L141 159ZM17 159V160H16ZM11 162H10V161ZM13 160V161H12ZM23 160V161H22ZM108 160V161H107ZM141 160V161H140ZM93 161H94V163H93ZM123 161V162H122ZM125 161V162H124ZM134 161V162H133ZM231 161V160H230ZM14 162V163H13ZM17 162H19L18 164H17ZM112 162H113V164H112ZM127 162V163H126ZM131 162V163H130ZM138 162H141V165H139V163ZM168 162H169V164H168ZM228 162H229V160H228ZM22 163V164H21ZM89 163V164H88ZM124 163V164H123ZM130 163V164H129ZM133 163H135L134 165H133ZM155 163V164H154ZM231 163V162H230ZM262 163H263V165H262ZM91 164V165H90ZM95 164V165H94ZM166 164L167 165H169V166H166ZM19 165V166H18ZM131 165V166H130ZM164 165V166H163ZM172 165H173V167H172ZM232 165V164H231ZM244 165V166H243ZM96 166V167H95ZM99 166V165H98ZM161 166V167H160ZM163 166V167H162ZM242 166H243V168H242ZM15 167V168H14ZM18 167V168H17ZM106 167V166H105ZM107 167V168H108ZM122 167V168H121ZM138 168V170H140L141 168ZM14 168V169H13ZM21 168V169H20ZM107 168H105V169H107ZM125 168V169H124ZM162 168V169H161ZM164 168H166V169H164ZM134 169V168H133ZM132 169V170H133ZM143 169V168H142ZM164 169V170H163ZM177 169V170H176ZM239 169V170H240ZM245 169H244V172H245ZM14 170V171H13ZM131 170V171H132ZM137 170V169H136ZM135 170V171H136ZM148 170V171H149ZM153 170H151V171H153ZM153 171L152 173H153V175L155 174V173H157V171ZM163 170V171H162ZM168 170V171H167ZM210 170H212V169H210ZM215 170V171H214ZM238 170V171H239ZM7 171V173H5ZM10 173H9V172ZM116 171V172H115ZM134 171V170H133ZM143 171H144V169H143ZM143 171H141V172H143ZM150 171V172H151ZM13 172V173H12ZM21 172V173H20ZM32 172V171H31ZM140 172V171H139ZM140 172V173H141ZM214 172V177L212 176V175H209L210 173L212 174ZM240 172V171H239ZM259 172V173H258ZM137 173H138V171H137ZM140 173H138V174H136V172L134 173H132L131 175H132V177L133 176H140L139 178H145L147 175H143V173H142V175H140ZM147 174H148V176H152V173H148V172H146ZM145 173V174H146ZM167 173V174H166ZM207 173H208V175L209 176H211V178L207 175ZM15 174H17V175H15ZM21 176H20V175ZM23 174V175H22ZM29 174V175H28ZM15 177H14V176ZM207 175V176H206ZM135 177V179H137L138 177ZM142 176V177H141ZM147 176V177H148ZM164 176H166V177H164ZM209 177V179L207 180V178ZM12 177V178H11ZM132 177L131 176H129V178L131 179V182H130V179L129 180H127V179H125V180H127V181H124L123 179L121 180V181H119L120 183L119 184H121V187H124V188H126L127 187V189L129 188V186H132V185H130V184H133L134 183V179H132ZM146 177V178H147ZM177 177H179V178H177ZM24 178H25V180H24ZM134 178V177H133ZM182 178V179H181ZM120 179V178H119ZM163 179H162V181H163ZM202 179V178H201ZM7 180V181H6ZM16 180V181H15ZM134 180V181H133ZM140 180V179H139ZM142 180H144V179H142ZM146 180V179H145ZM147 180H150V178H147ZM146 180V181H147ZM213 180V181H212ZM124 181V182H123ZM129 181V182H128ZM138 181V180H137ZM160 181V180H159ZM204 181V182H203ZM13 182L15 183V184H13ZM133 182V183H132ZM139 182H141L142 183V181H139ZM139 182H137V183H139ZM203 182V183H202ZM7 183V184H6ZM27 183V184H26ZM128 183H129V185H128ZM142 183V184H143ZM147 183H148V181H147ZM160 183H161V181H160ZM165 183V182H164ZM2 184V185H1ZM205 184V185H204ZM4 185H6V186H4ZM9 185V186H8ZM23 185V187H21ZM122 185H124V186H122ZM163 185H165V186H163ZM4 186V187H3ZM126 186V187H125ZM159 186V187H158ZM14 189H13V188ZM20 187V188H19ZM10 188V189H9ZM19 188V189H18ZM131 188V187H130ZM145 188V187H144ZM184 188H185V190H184ZM208 188V189H207ZM2 189V190H1ZM5 189V190H4ZM26 189V188H25ZM164 189H167V190H170V192H172L173 193V196L170 194V192L169 191H165ZM7 190H8V192H7ZM13 190V191H12ZM129 191H130V189H128ZM127 190V193L123 196L124 197V199L123 200H127L126 202H125V204L126 205H132V206H134L135 204L133 203L134 202V199H135V197H134V199L132 198L133 196V194L131 195V194H129L130 192H132V191H128ZM208 190V191H207ZM159 191H160V193H159ZM157 192L159 193V194H161V193H163L164 195H165V193L166 194H169L168 196H172V199L173 200H170L171 198H169V197H165V198H163V200L162 199H158L157 198V196H156V194H157ZM168 192V193H167ZM198 193H200V194H198ZM135 194V193H134ZM143 194V193H142ZM144 194H143V196H144ZM4 195V194H3ZM3 195H0V200L4 197ZM129 195V196H128ZM132 196V197H131ZM135 196H139V195H135ZM142 196V197H143ZM144 196V197H145ZM198 196V197H197ZM129 197V198H128ZM149 197H147V198H149ZM175 197V198H174ZM127 198V199H126ZM141 197L139 196V199H140ZM146 198V197H145ZM167 198V199H166ZM169 198V199H168ZM122 199V198H121ZM133 199V200H132ZM138 199V198H137ZM181 199H182V201H181ZM120 200V199H119ZM122 200V201H123ZM141 200V199H140ZM147 200H149V199H147ZM151 200V199H150ZM161 200V201H160ZM169 200V201H168ZM122 201H119V203L121 202V204H122ZM130 201V202H129ZM152 201V200H151ZM158 201H160V202H158ZM174 201L176 202V205H175V203H174ZM200 201V202H199ZM135 202H136V200H135ZM146 202V201H145ZM197 202H198V204H197ZM150 203V202H149ZM154 203V204H153ZM124 204V205H125ZM147 204V203H146ZM201 204V205H200ZM123 205V204H122ZM155 205V206H154ZM170 205V206H169ZM196 206V207H195ZM200 206V208H198ZM153 207V208H152ZM154 207H156V208H154ZM187 207V208H186ZM192 207H194V209L192 208ZM27 210H28V212L32 209L31 207H28V206H26L25 207ZM24 208V209H25ZM52 208V207H51ZM51 208L49 209L50 211H51ZM53 208H56V207H53ZM26 209H25V211H26ZM30 209V210H29ZM186 209H188V210H186ZM190 209H192L193 211H189ZM197 209V210H196ZM55 210V209H54ZM180 210V211H179ZM195 210V211H194ZM201 210H202V213H201ZM211 212V217H210V215H209V211ZM145 211V212H144ZM153 211V212H154ZM188 211V212H187ZM28 212H27V214L26 215H28ZM187 212V213H186ZM192 212V213H191ZM30 213H31V211H30ZM32 213H34V211L32 212ZM149 213V212H148ZM155 213V212H154ZM154 213H152V214H154ZM171 213V217H170V214ZM183 213H184V216H183ZM201 215H200V214ZM205 213V214H204ZM157 214V215H158ZM197 214H199L200 216H197V218H196V215ZM203 214H204V216H203ZM108 215V216H107ZM107 215H105L104 216V220L105 221H103V222H105L103 225H105V224H108L110 221L112 222V216L111 215H109V214H107ZM168 215V216H167ZM206 215H209V216H207L206 217ZM31 216V215H30ZM164 216H167L166 218V221H164L165 220V217ZM204 217H206L205 218V220H204ZM162 218H164V220H161ZM170 218H171V220H170ZM208 218V219H207ZM169 219V220H168ZM180 219H182V220H180ZM196 219V220H195ZM210 219V220H209ZM110 220V221H109ZM207 220H209L208 222H206ZM255 220V219H254ZM253 220V221H254ZM109 221V222H108ZM192 221V222H191ZM195 221H197V222H195ZM169 222H170V224H169ZM191 222V223H190ZM255 222H257V221H255ZM255 222H252L251 220H249L248 218H242V219H240L239 221H238V223H237V225H236V227H235V229H234V241H240V239H242V234H244L245 232H247V231H253V229L255 228V229H259V231H264V218L262 217V218H260V221L258 220V224H260V225H258L257 223H255ZM172 223V224H171ZM184 225H183V224ZM191 224V225H189L188 226V224ZM254 224H257V225H254ZM99 226V225H98ZM97 226V227H98ZM186 226V228H187V230H185L183 227H185ZM217 226H218V224H217ZM219 226H220V224H219ZM255 226V227H254ZM100 229H103V227L104 226H102V225H100ZM144 227H147V228H143L142 229V231L140 232V234H143V235H148L149 234V232L151 233V232H154V231H158V229H153L152 230V228L151 227H149V226H144ZM193 227V226H192ZM254 227V228H253ZM258 227V228H257ZM251 228H253L252 230H251ZM262 229V230H261ZM255 231V230H254ZM174 232V233H173ZM177 232V233H176ZM188 234V233H187ZM263 234H264V232H263ZM174 235H176V236H174ZM145 236H141L140 237V239H139V241L138 242H141L139 245H137L136 244V248H138V252L139 253H141V254H139L137 251H136V249H132L133 251L132 252H135V253H133L132 254V252L131 251H128V254H127V252H126V255L127 256H129V262L127 263V264H139L140 262H141V260H144L143 258H142V253H144V254H146V248H145V245H144V243H143V239L142 238H146ZM177 236H178V238H177ZM264 236V235H263ZM174 237V238H173ZM176 239V240H175ZM141 240V241H140ZM74 243V242H73ZM186 244L187 243H185V244H183V245H181V246H179V248H178V250H179V252L180 253H182V254H184V251L186 250H189V246H187L186 247V249H185V246H186ZM73 246L75 247V248H73ZM73 246H71L72 248H70V246L68 247L69 248V250H67L64 246H56L57 248H58V252L56 251V253H55V251H53L54 253V256L55 255H57V257L56 258H54L53 256V258H52V260H54L55 259V264H61V263H65V264H75V260H76V258L74 257V254L77 252V250H79V249H81V250H83L84 249V246H80V247H78L75 243H74V245ZM77 246V247H76ZM55 247V250H57V248ZM141 247V248H140ZM76 248H78V249H76ZM139 248H140V250H139ZM61 249V250H60ZM76 249V251L74 252V250ZM60 250V251H59ZM135 250V251H134ZM69 251H71V252H69ZM74 253H73V252ZM108 251V252H107ZM110 250H106V251H103V252H105L107 255H108V253H109V255L107 256V255H105V256H107V257H105V258H107V259H105L104 257V259H103V261H102V264H107L108 262L110 263V264H117L116 262H114V258L112 257V256H114V255H111V254H113L112 252L110 253L109 252ZM142 251V252H141ZM145 251V252H144ZM185 251V252H186ZM79 252V251H78ZM68 254V255H67ZM135 254H137V255H140L141 257H139L138 256V259H136L137 258V256L135 255ZM104 256V255H103ZM136 256V257H135ZM149 256L151 257L152 255L151 254H149ZM73 257H74V259H73ZM43 258V257H42ZM47 258H49V257H47ZM58 258V259H57ZM140 258H142V259H140ZM45 259V258H44ZM111 259V260H110ZM114 259V260H113ZM152 259H153V256H152ZM41 260H43V259H41ZM49 260V259H48ZM57 260H59V262L57 261ZM47 261V260H46ZM50 261V260H49ZM113 261V262H112ZM42 262H44V261H42ZM41 262V263H42ZM61 262V263H60ZM78 262V261H77ZM112 262V263H111ZM108 263V264H109ZM146 263V262H145ZM30 264V263H29ZM44 264H47V263H44ZM48 264H51V263H48ZM53 264V263H52ZM77 264V263H76ZM79 264H81L80 262H79ZM140 264H143V263H140ZM147 264H150V263H147Z\"/></svg>",
  "mask_w": 264,
  "mask_h": 264
}]
</instances>
